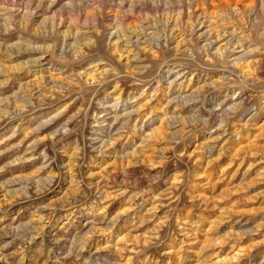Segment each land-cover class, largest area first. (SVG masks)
Instances as JSON below:
<instances>
[{
  "label": "clouds",
  "instance_id": "9594fccd",
  "mask_svg": "<svg viewBox=\"0 0 264 264\" xmlns=\"http://www.w3.org/2000/svg\"><path fill=\"white\" fill-rule=\"evenodd\" d=\"M258 69L264 0H0V123L15 122L0 145L22 133L0 157L33 137L0 173L37 161L0 177V210L30 202L20 220L0 216V264L29 251L44 264H264L238 247L264 216L210 234L172 206L193 145L264 128ZM53 215L49 242L36 243Z\"/></svg>",
  "mask_w": 264,
  "mask_h": 264
},
{
  "label": "rangeland",
  "instance_id": "374dc122",
  "mask_svg": "<svg viewBox=\"0 0 264 264\" xmlns=\"http://www.w3.org/2000/svg\"><path fill=\"white\" fill-rule=\"evenodd\" d=\"M49 62H51V57H46L41 63L47 64ZM254 71L264 78V70ZM26 72L27 70L14 72L13 83L16 79L24 77ZM70 112L71 108L69 109ZM14 123H0V140L11 134L10 130ZM27 123L28 121L25 120L24 124ZM235 130L239 133V142L235 140V137H223L215 143L209 141L205 145L201 142L192 146L189 150L192 152L191 159L186 158L185 164L192 174L190 182L186 184L183 194L176 193L180 196V199L178 201L173 200V208L179 205L178 212H182L186 218L196 217L201 228L211 230L210 234L223 232L230 221L241 216L249 219L250 222H254L259 216H264V128L260 125L248 124L246 128L237 126ZM21 139L22 133L18 132L12 140L0 145V149L9 147ZM31 139H33L31 136L24 139L18 150L13 149L0 157V164L6 163L8 159L15 155H22L27 150ZM39 150L37 148L36 152L30 153V155H38ZM36 163L37 161L29 160L26 163L16 165L7 169L5 173H0V177L35 171L33 165ZM94 170L97 172L94 180L100 181L102 175L100 168H94ZM109 179L111 178L109 177ZM242 180L246 182L243 186H241ZM213 197L216 199L213 200ZM28 203L30 202L18 201L5 205L0 210V216L14 214L16 219L20 220L27 215ZM121 204L122 198L115 200L109 211L111 212L113 208H117ZM0 227H3V225L0 224ZM56 227V215H53L48 227L44 229L43 235L36 243L43 240L47 244L51 231ZM200 238L203 239L202 236ZM2 239L6 240L8 238L2 237ZM196 243L197 241H192L190 245L180 249L177 258L182 262L186 254L194 255V251L190 252L189 249H195ZM234 244H237V241L229 239L215 251L224 256ZM238 247L243 248L245 251L250 250L251 258H255L257 254L264 255V229H261L254 236L241 238ZM5 251H8V249H5ZM25 264H44V259L40 256L33 258L31 251H29L25 255ZM222 264H229V262L225 261ZM241 264H247V260L242 261Z\"/></svg>",
  "mask_w": 264,
  "mask_h": 264
}]
</instances>
